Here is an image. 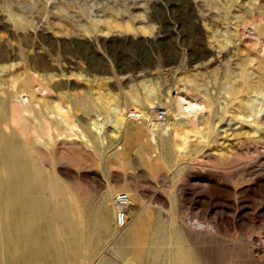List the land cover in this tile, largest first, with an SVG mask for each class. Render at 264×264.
Listing matches in <instances>:
<instances>
[{"label":"rangeland","instance_id":"374dc122","mask_svg":"<svg viewBox=\"0 0 264 264\" xmlns=\"http://www.w3.org/2000/svg\"><path fill=\"white\" fill-rule=\"evenodd\" d=\"M217 1L218 8L212 7L208 0H0V42L8 44L10 49L17 48V56L12 50L14 55L11 56L14 57L9 61H24V58L31 57L37 60L38 55H42L47 61L58 64L62 67L58 78L65 82V92L84 93L94 102L92 106L99 105L109 111L100 118L108 140L113 138L123 146L121 154L114 153L115 145L104 151H95L91 145L84 144V154L76 146H57L56 135L63 129L57 120L50 122L48 129L44 130L41 147L46 165L66 180L73 198H85L86 205L94 208L96 197L108 184L115 187L112 199L119 191H126V187L135 189V196L139 197V194L146 200L152 198L150 193L153 192L162 197L154 200L164 203V209H168L169 216L173 214L177 226H182V221L187 222L190 231L187 240L194 227L216 231L212 232L214 247L217 246L214 260L217 264H224L232 254H244L251 248L248 242L252 234L264 240V175H261L264 170L260 166L264 161V146L259 149L249 147L244 134L234 135L230 131L219 141L205 144L199 131L206 130L211 107L187 80L194 79L211 87L216 112L227 110V115H236L230 96L224 94L221 98L223 94L218 84L242 65L251 68L259 61L264 62L260 51L264 42V0ZM228 8L249 18V21L233 26L239 35L235 31L228 32L220 17L213 16L216 20L210 18L213 13H224ZM14 20H19L23 26H13ZM81 73L85 76L82 77ZM252 78L257 79L256 76ZM240 82L239 77L233 79V83ZM73 83L80 86H73ZM132 93L140 97L153 93L155 100L164 104H170L172 98L180 95L186 100H203L204 108L199 111L203 117L195 124L186 122L178 131L179 137L172 128L165 137L157 134L155 138H149L146 126L149 123L132 118L128 120L132 130L126 135L120 132L117 138L110 112L114 104L120 105L124 111L149 109L152 118L153 111L159 109L151 110L150 106L143 107V102L132 101ZM62 101L68 102L66 98ZM78 105L79 114L96 116L85 101L78 102ZM78 105L75 107L79 108ZM173 109L177 110L176 105ZM217 118L213 115L212 120ZM83 126L89 127L88 124ZM91 137L94 139L93 134ZM232 145L240 146L239 153L231 150ZM58 155H82L89 158L90 163L83 164L78 158L75 164L68 160L56 162ZM219 162H224L229 170L220 169L222 164ZM245 167L249 169L247 174H254L243 176L237 194L243 218L227 227L225 223L217 225L213 218L218 213L223 222L234 217L235 209L230 206L233 195L217 191L221 195L218 200H209L202 179L213 170H221L229 174L228 182H232ZM258 176L263 180L253 182L252 178ZM147 185L152 186L150 193ZM127 209L132 220L133 213L128 206ZM206 209L210 210L208 217H205ZM111 224L118 231L124 230L117 225L114 213ZM102 239L105 249L112 237Z\"/></svg>","mask_w":264,"mask_h":264},{"label":"bare ground","instance_id":"6f19581e","mask_svg":"<svg viewBox=\"0 0 264 264\" xmlns=\"http://www.w3.org/2000/svg\"><path fill=\"white\" fill-rule=\"evenodd\" d=\"M208 1L212 7H220L217 0ZM9 15L12 16V13ZM213 16L220 17L227 25L226 30L235 31L236 34L238 31L233 29V26L237 27L242 21H249L245 15L233 12L230 8L224 13H213L210 18L216 20L212 18ZM15 20L13 26L16 24L23 26L19 20ZM200 24L199 21L198 27ZM8 46L0 42V264H217L214 260L217 246L214 247L215 237L212 234L216 231L210 230L211 228L203 231L196 226L201 231L195 227L191 228L193 234H190L192 236L187 240L189 225L182 220V226L176 225V219L173 214L168 215L169 211L164 209V203L154 200L160 196L151 192L152 184L146 187L149 193L151 192L150 200L139 194V197H136L135 189L126 187L125 192L129 193L130 202L133 201L132 204H128L133 219H130L127 212L128 224L122 231H118L111 224L113 213L117 222V204L114 200L116 194L112 199L115 188L113 185L108 184L104 187L99 197H96L94 208L86 205L85 198L78 197L79 200L73 198L66 180L51 166L46 165L45 153L41 147L44 130L48 129L50 122L57 120L63 125L62 131L56 135L57 146H76L81 153L84 144L91 145L95 151H104L115 145L114 153L121 154L124 152L123 146L113 138L108 140L107 131L100 118L109 111L99 105L92 106L94 102L84 93L65 92L63 88L66 84L58 78L62 67L53 64V61H47L42 55H38L37 60L27 57L28 60L24 58V61H9L14 57L11 56L14 55L11 54L12 50H15V57L17 56V48L10 49ZM260 51L264 58V42ZM20 52H23L21 48ZM80 75L85 76L84 73ZM234 76L241 79L239 84L233 83ZM252 76H256L257 79L254 81ZM187 82L200 91L204 101L211 107L208 112L207 128L204 132L199 131L205 144L219 141L222 135L230 131L234 135L244 134V141L249 147L259 149L264 146L263 61H259L251 68L242 65L237 72H231L224 82L218 84L220 93L223 94L221 98L224 94L230 96L229 101L231 100L232 110L236 115L229 116L227 110L216 112L213 109L216 100L213 99L211 87L204 86L194 79ZM78 85L73 83V86ZM62 98H66L68 102L65 103ZM130 99L134 102H143L142 106H150L148 107L150 109L166 106L167 115L164 119L154 117L156 110L153 111L152 118L149 109H129L141 111L142 117L134 120H145L149 123L146 125L150 133L149 138H155L157 134L165 137L172 128L179 137L178 131L186 122L191 121L195 124L203 117L199 113L204 108L203 100L193 98L186 100L180 95L172 98L170 104H164L155 100L153 93H148L145 97L132 93ZM82 101L95 111L96 116H84L77 112L80 109L78 102ZM175 105L176 111L173 109ZM128 111H124L118 104H114L110 110L112 121L116 125L113 130L117 138L120 132L128 134L132 130L128 121L132 118L128 116ZM213 115L218 118L212 120ZM84 124H88L89 127H84ZM92 134L94 139L91 137ZM239 148V145H232L231 150L239 153ZM178 149L181 150L182 145L178 146ZM75 155H58L56 162L68 160L75 164V159L78 158L83 164L90 163L89 158ZM224 162H219L222 164L219 168L227 170L229 167ZM242 163L246 164L244 160ZM260 166L261 170H264V161ZM246 170L249 169L247 167L242 169L241 174L232 182H228L229 174L221 170H213L209 176L202 179V186L207 190L209 200H218L217 197L221 195L217 191L226 192L231 197L233 195L230 206L235 209L234 217L231 215L232 219L223 222L217 216L218 213L213 218L217 225L225 223L227 227L230 223H236L243 218L237 194L241 189L243 176L254 174L253 172L247 174ZM261 175H264V172ZM263 178L258 176L252 179L258 183ZM194 186L198 188L197 184ZM209 214L210 210L206 209L205 217ZM104 237H112V241L105 249L101 243ZM248 244L251 245L249 250L244 254L243 252L238 255L232 254L224 264H264V240L252 234ZM210 250L213 252L210 253Z\"/></svg>","mask_w":264,"mask_h":264},{"label":"built area","instance_id":"2783aa9c","mask_svg":"<svg viewBox=\"0 0 264 264\" xmlns=\"http://www.w3.org/2000/svg\"><path fill=\"white\" fill-rule=\"evenodd\" d=\"M167 115V110L165 108H159L154 113V117L158 119H164ZM128 116L130 118H141V111L129 110ZM115 203L117 204V224L119 227H125L128 224L127 219V206L130 203V195L128 192L121 191L116 193L114 197Z\"/></svg>","mask_w":264,"mask_h":264}]
</instances>
